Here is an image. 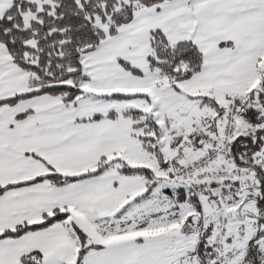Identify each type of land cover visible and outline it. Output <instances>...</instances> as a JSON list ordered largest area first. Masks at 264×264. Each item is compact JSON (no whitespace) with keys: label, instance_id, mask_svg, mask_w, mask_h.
Listing matches in <instances>:
<instances>
[{"label":"snow or ice","instance_id":"1","mask_svg":"<svg viewBox=\"0 0 264 264\" xmlns=\"http://www.w3.org/2000/svg\"><path fill=\"white\" fill-rule=\"evenodd\" d=\"M0 264H264V0H0Z\"/></svg>","mask_w":264,"mask_h":264}]
</instances>
